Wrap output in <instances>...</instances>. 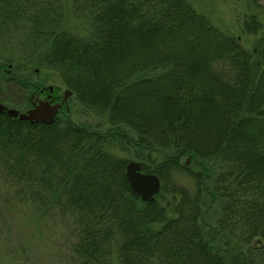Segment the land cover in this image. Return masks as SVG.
Instances as JSON below:
<instances>
[{"label": "trees", "instance_id": "1", "mask_svg": "<svg viewBox=\"0 0 264 264\" xmlns=\"http://www.w3.org/2000/svg\"><path fill=\"white\" fill-rule=\"evenodd\" d=\"M63 1L0 0V36L22 20L36 65L134 130L130 145L162 190L154 202L132 192L128 161L105 149L114 132L1 115L0 264H264V61L186 0H74L87 37L65 30ZM178 167L196 190L167 188ZM9 214L27 229L14 246Z\"/></svg>", "mask_w": 264, "mask_h": 264}, {"label": "rangeland", "instance_id": "2", "mask_svg": "<svg viewBox=\"0 0 264 264\" xmlns=\"http://www.w3.org/2000/svg\"><path fill=\"white\" fill-rule=\"evenodd\" d=\"M64 1L67 14L63 21L65 30L73 36H89L91 20L87 13L81 11L77 13L73 5L74 0ZM186 1L196 13L205 17L220 32L236 38L242 47L252 54L256 64L259 65L264 61V0ZM23 3L20 2L19 5ZM20 21L22 20L18 19L15 22L18 26L20 25V31L12 32L8 38H6L7 36H0V102L11 108L25 111L32 107L30 97L35 91H40L38 93L48 92L49 88L53 87L56 96L63 95V92L68 90V88L65 86L58 71L48 68L41 69L36 65L32 47L26 43V30ZM59 116L62 119L72 120L75 124L93 133L113 134L114 132L113 138L110 137L112 139L107 143L105 149L117 158L126 159L128 163L136 161L142 164L143 161L136 156L137 150L130 145L131 140L134 138L136 140L137 138L135 131L123 125L111 126V113L109 111L93 110L71 97L69 109ZM153 161L155 163L148 162L149 164L147 163V165L156 166L160 159L155 155L153 156ZM181 161L183 167H189L188 171H198L197 166L191 163V158L186 157ZM207 167L209 169L212 168L210 164H207ZM188 171L179 167L173 169L171 177L167 178V188L171 189L172 185L175 184L184 186L189 190H196L197 182ZM211 171V174L208 173L209 177L214 174V171ZM3 183L0 172V199H3L4 192L6 193ZM210 209L211 205L207 203L204 207V215L210 223H214L215 215ZM17 215L9 214L7 216V223H5V228L2 231V233H5L6 229H14L15 227L12 234L8 233V243L13 246L19 242L17 232L23 233L27 230L24 228L18 229L17 226L20 225L18 217H21V214ZM31 232L33 231L31 230ZM32 235V233L27 234L26 232V237L24 235L22 237L27 239ZM2 237L0 234V238ZM1 243L0 239V248L2 247Z\"/></svg>", "mask_w": 264, "mask_h": 264}, {"label": "water", "instance_id": "3", "mask_svg": "<svg viewBox=\"0 0 264 264\" xmlns=\"http://www.w3.org/2000/svg\"><path fill=\"white\" fill-rule=\"evenodd\" d=\"M53 91V87L49 88ZM73 96L70 90L63 92V101L68 103ZM48 98H52L49 96ZM31 108L20 111L16 108H11L0 102V116L7 115L10 118L18 119L23 122H28L31 125L43 123L47 126L54 124L55 120L63 108L61 102L53 103L51 100H44L39 95L30 97ZM69 109V106L66 107ZM126 177L129 181L132 192L141 198L144 202H154L156 196L162 190L161 179L156 174H148L143 172V166L140 162L130 161L126 167Z\"/></svg>", "mask_w": 264, "mask_h": 264}, {"label": "flooded vegetation", "instance_id": "4", "mask_svg": "<svg viewBox=\"0 0 264 264\" xmlns=\"http://www.w3.org/2000/svg\"><path fill=\"white\" fill-rule=\"evenodd\" d=\"M38 92H40V91H35L34 94H35V95H39V96H40L42 99H44V100H51V101H53V103L61 102V103L63 104V108H62V110L60 111V114H63L64 111L67 110L66 107L69 106V103H70L71 98L69 99L68 103H66V102H64L63 99H62L63 95H56V96H55V94H54V89H53L52 92L49 91V90H48V92H46V91H43V92H41V93H38ZM34 94H33V95H34ZM49 96H52V98H48Z\"/></svg>", "mask_w": 264, "mask_h": 264}]
</instances>
